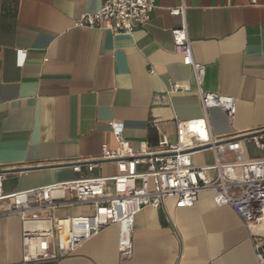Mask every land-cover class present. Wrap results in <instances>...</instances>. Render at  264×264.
<instances>
[{
	"label": "crops",
	"instance_id": "obj_1",
	"mask_svg": "<svg viewBox=\"0 0 264 264\" xmlns=\"http://www.w3.org/2000/svg\"><path fill=\"white\" fill-rule=\"evenodd\" d=\"M150 18L132 33L79 26L104 0H0V171L4 192L118 171L98 160L102 145L117 148L111 122L125 125L136 148L177 138V120L204 115L192 68L176 51L173 30L187 24L203 88L231 95V119L208 110L219 141L244 139L264 127V0H154ZM185 6V12L171 9ZM181 86L168 93L171 83ZM244 158L264 157L244 140ZM233 161V150L224 152ZM212 149L194 155L215 163ZM82 162L80 172L73 165ZM87 207L61 213L87 211ZM254 232L264 235V220ZM119 226L111 224L68 256L25 262L20 215L0 216V264H258L252 234L229 205L203 191L194 205L176 197L145 206L135 218L133 253L122 258Z\"/></svg>",
	"mask_w": 264,
	"mask_h": 264
},
{
	"label": "built area",
	"instance_id": "obj_2",
	"mask_svg": "<svg viewBox=\"0 0 264 264\" xmlns=\"http://www.w3.org/2000/svg\"><path fill=\"white\" fill-rule=\"evenodd\" d=\"M154 0H104L96 12H86L79 26L132 33L151 16ZM185 12V6L171 9ZM176 51L183 63L192 68L204 115L177 120V138L164 135L156 144L136 148L125 136L120 120L111 122L117 148L102 145L98 160L86 165L93 170L99 163L115 162L118 171L109 176L79 177L35 188L4 192L5 175L0 171V216L20 215L23 223V259L25 262L56 260L75 253L103 228L117 224L118 249L124 259L133 253V229L136 215L147 205L159 208L168 197H176L178 207L194 205L203 191L212 193L216 205H229L250 229L258 264H264V235L254 232L264 220V157L244 158L243 141L248 140L264 153V127L245 136L219 141L211 132L208 110L220 107L233 119L237 100L231 95L203 88L206 66L195 60L187 24L173 30ZM171 83L168 93L180 89ZM212 149L215 163L197 166L196 152ZM233 150L236 158L224 160V152ZM80 172L82 162L73 165ZM87 207L85 212L61 213V210ZM176 264H181L178 261Z\"/></svg>",
	"mask_w": 264,
	"mask_h": 264
},
{
	"label": "trees",
	"instance_id": "obj_3",
	"mask_svg": "<svg viewBox=\"0 0 264 264\" xmlns=\"http://www.w3.org/2000/svg\"><path fill=\"white\" fill-rule=\"evenodd\" d=\"M157 142H151V144H156Z\"/></svg>",
	"mask_w": 264,
	"mask_h": 264
}]
</instances>
